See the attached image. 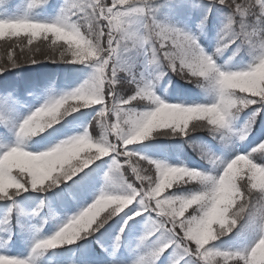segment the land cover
<instances>
[{
    "label": "snow or ice",
    "instance_id": "6c2138e0",
    "mask_svg": "<svg viewBox=\"0 0 264 264\" xmlns=\"http://www.w3.org/2000/svg\"><path fill=\"white\" fill-rule=\"evenodd\" d=\"M0 39V264H264V0H0Z\"/></svg>",
    "mask_w": 264,
    "mask_h": 264
},
{
    "label": "trees",
    "instance_id": "16d2710c",
    "mask_svg": "<svg viewBox=\"0 0 264 264\" xmlns=\"http://www.w3.org/2000/svg\"><path fill=\"white\" fill-rule=\"evenodd\" d=\"M60 0H48L49 5H58ZM215 29H209L206 36L201 37L202 43L206 48H214L215 47ZM5 48H6V41L3 39H0V56L5 55ZM231 55L230 51H225L222 56L220 57L219 62L223 63L229 56ZM70 67V66H68ZM65 66L57 67L56 65H30L26 66L23 69H16L13 70L12 74L9 76V79L16 80L19 79L21 81L23 80H31L36 79L40 77V74H47L52 71H58V69H63ZM39 75V76H38ZM3 78L0 77V80ZM158 89H166L167 92H182L185 95H195L199 93L201 96H203V93L199 88H197L195 85L188 84L186 81L182 80L180 77L175 76L173 73H169L168 76L164 77L158 85ZM264 120V116L258 117L257 124L255 126L254 131H257L261 127L260 121ZM206 135V134H205ZM249 139L253 140V137H250ZM156 140L159 142V145L162 147L164 153L167 155V158L170 160L175 161L176 159L186 160L187 162H190L191 164L195 165L197 162L200 161V157L197 154V152L190 147L186 143H182L179 138H176L175 140H169L167 138L163 137H157ZM141 144H152L151 141H144L141 142ZM140 145H138L139 147ZM160 149L157 148L154 144L152 147L148 149L149 154L151 155L153 152L159 151ZM37 195H39L37 193ZM109 224H112L110 221ZM115 227V226H113ZM106 229H109V225H105ZM104 231L103 229L101 230ZM112 231V229H109V232H106L103 237H100V239L107 242L109 238V233ZM98 237L100 236L99 233L96 234ZM89 241H91V248L97 252L100 253L103 251L101 248V245L96 240H93L91 237H89ZM79 243L83 244L84 241H80ZM75 247V246H71ZM53 251H60L59 249L53 250ZM124 253H128V249L125 247L123 249ZM49 264H55L54 258L49 254Z\"/></svg>",
    "mask_w": 264,
    "mask_h": 264
},
{
    "label": "rangeland",
    "instance_id": "374dc122",
    "mask_svg": "<svg viewBox=\"0 0 264 264\" xmlns=\"http://www.w3.org/2000/svg\"><path fill=\"white\" fill-rule=\"evenodd\" d=\"M64 71H65V69H59L58 71H52V72H57V73H60L61 75H63V73H64ZM52 72H50V73H52ZM48 74V73H47ZM44 76V75H43ZM158 94V93H157ZM159 95V94H158ZM139 233L138 232H136L135 233V235H138Z\"/></svg>",
    "mask_w": 264,
    "mask_h": 264
},
{
    "label": "clouds",
    "instance_id": "9594fccd",
    "mask_svg": "<svg viewBox=\"0 0 264 264\" xmlns=\"http://www.w3.org/2000/svg\"><path fill=\"white\" fill-rule=\"evenodd\" d=\"M262 254H264V253H262Z\"/></svg>",
    "mask_w": 264,
    "mask_h": 264
}]
</instances>
